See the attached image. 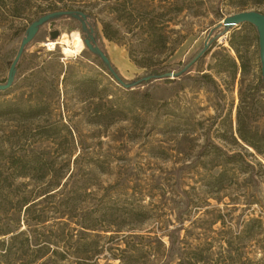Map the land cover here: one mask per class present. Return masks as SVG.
Returning <instances> with one entry per match:
<instances>
[{
	"label": "rangeland",
	"instance_id": "rangeland-1",
	"mask_svg": "<svg viewBox=\"0 0 264 264\" xmlns=\"http://www.w3.org/2000/svg\"><path fill=\"white\" fill-rule=\"evenodd\" d=\"M46 4L30 1L25 17L0 16V52L9 41L11 48L19 46L16 39ZM241 8L264 14V4L255 0H66L55 11L79 10L86 19L45 23L22 53L15 86L0 95V109L12 110L0 115V144L39 151L47 164L68 163L62 183L71 173L70 182L93 184L84 206L134 192L144 196L150 216L144 222L118 215L122 208L109 222L97 220L109 228L90 234L104 237L99 264L117 263L106 248H122L119 239L129 234L148 244L129 264L176 262L186 249L205 251L208 264H264V157L236 133L241 91L250 96L242 118L264 131V92L254 90L257 34L248 23H221ZM71 24L85 34L88 25L96 27L94 45L123 79L146 76L152 67H166L169 75L127 89L84 44L67 55L61 44L44 45L52 30L81 37L79 28L68 29ZM182 67L187 72L174 73ZM8 68L0 58V83ZM22 110L32 115L23 117ZM222 151L242 160L226 164ZM170 238L177 242L167 254Z\"/></svg>",
	"mask_w": 264,
	"mask_h": 264
},
{
	"label": "trees",
	"instance_id": "trees-1",
	"mask_svg": "<svg viewBox=\"0 0 264 264\" xmlns=\"http://www.w3.org/2000/svg\"><path fill=\"white\" fill-rule=\"evenodd\" d=\"M30 1L38 0H0V16L7 14L11 18L25 17L26 6ZM39 1L47 2V4L43 8L38 6L40 9L34 12L33 20L48 13L46 11H55L60 4L65 6L66 0ZM255 3L264 4V0H255ZM245 5V3L240 4V6ZM67 10L72 12L69 15L62 16V18H70L76 22L77 16L73 13L78 15L79 10ZM244 10L246 8H241L240 11ZM76 28L80 29L82 38H85L88 34H92L95 39L98 38V32L94 25H88V31H86L88 34H85L84 30L77 25L71 24L68 27L70 30ZM24 32L16 39L18 43H20ZM230 43L235 52L238 53L239 50L233 46L231 40ZM11 45L12 41H9L0 52V58L8 65H10L18 50V46L11 48ZM94 55L100 66L106 70L110 77L119 83L113 76L112 69L116 76L127 85H122L127 89L135 84L148 87L155 79L167 78V74L170 72L166 67H152L146 76L127 81L119 75L111 64L107 66L97 54ZM20 61L21 57L16 64L17 68L20 66ZM185 69V67H182L174 73L181 75L186 71ZM200 78L211 81L207 74H202ZM15 84L16 76L11 87L0 91V95L11 92ZM254 90L264 92V85L260 78L255 82ZM129 91L132 94L139 93L135 89ZM140 93L142 94V92ZM239 96L240 103L237 107L236 127L238 138L243 144L253 148L258 155L264 157V131L260 132L258 129L251 127L242 118V108H244V103L250 96L242 91ZM262 108L264 109V107ZM17 111L19 112L20 109H17ZM11 112V106H7L3 110L0 109V115ZM22 115L28 117L32 113L23 111ZM65 130L68 136L71 137V130L67 127ZM205 153L203 152V155ZM222 155L226 164L242 160L239 154H227L222 151ZM64 165L68 170V163ZM64 165L55 166L54 162L47 164L39 151L17 152L13 150V147L6 148L0 144V264H99L98 259L105 252L104 245L101 242L104 237L99 236L97 233L96 236L90 234L92 231H109L102 230L109 228L106 226L99 227V224H97L99 223L97 222L98 219L109 222V216L115 214V212L118 213L121 208L123 211L118 215L126 217L131 223H141L150 218L146 206L141 203L144 196L140 192H134L132 197L128 199L114 201L109 198L105 201L101 200L95 206H84L83 202L91 194L88 189L93 184L70 182L71 173L67 180L62 183L65 177L64 173L61 175ZM224 173V171L219 172L217 178H221ZM136 194L139 195L138 198H133ZM254 222L259 227L262 226L260 220L256 219ZM71 223L75 224L77 228L69 227ZM108 238L112 240L116 237L110 236ZM142 239L139 235L129 234L119 239L124 243L122 248L120 243H117L106 249L109 250V253H112V258L118 261L115 264H129L143 256V249L148 244L144 243ZM169 241L167 254L177 242L174 238H170ZM183 251L184 255L181 254L176 262L168 260L165 264L209 263L208 259L210 258L206 256L205 251L191 249ZM227 260L225 259L219 264H226Z\"/></svg>",
	"mask_w": 264,
	"mask_h": 264
},
{
	"label": "water",
	"instance_id": "water-1",
	"mask_svg": "<svg viewBox=\"0 0 264 264\" xmlns=\"http://www.w3.org/2000/svg\"><path fill=\"white\" fill-rule=\"evenodd\" d=\"M71 12L72 11H70V10H57V11L48 12V13L41 15L37 19L33 20L26 27L25 32H24V34L21 38V41L19 43L17 53L9 65L6 80L4 83H0V91H4V90L11 87L13 80L15 78V74H16V64H17L19 58L21 57L25 46H27L33 40V38L37 34L40 26L49 22L51 24L50 26L52 27L54 21L57 18H60V17L65 16V15H69ZM73 14L77 17L79 16L80 18L85 19V14L80 12V11H78V15H76V13H73ZM221 23L224 26H235V25H239L242 23H248L255 28L256 34H257V42H258L260 79L264 85V14L259 12V11H255V10L239 11L237 13L225 16L222 19ZM59 35H60V33L58 30H52L49 33V38L51 41H54L59 37ZM93 39H94V36L92 34H88V37L82 39L84 46L91 53L97 54L101 58V60L107 66H109L110 63H109L108 58L105 56V54L103 53V51L100 48H98L96 45H94ZM111 72H112L113 76L116 78V80L121 85L127 86L121 81V79H119L116 76V74L113 72L112 69H111ZM167 75H169V73ZM145 78H148V77H145Z\"/></svg>",
	"mask_w": 264,
	"mask_h": 264
},
{
	"label": "bare ground",
	"instance_id": "bare-ground-1",
	"mask_svg": "<svg viewBox=\"0 0 264 264\" xmlns=\"http://www.w3.org/2000/svg\"><path fill=\"white\" fill-rule=\"evenodd\" d=\"M43 44V43H42ZM56 44H61L64 54L79 53L83 50V42L77 31H72L70 34L62 32L58 39L47 41L44 43L49 49L55 47Z\"/></svg>",
	"mask_w": 264,
	"mask_h": 264
},
{
	"label": "flooded vegetation",
	"instance_id": "flooded-vegetation-1",
	"mask_svg": "<svg viewBox=\"0 0 264 264\" xmlns=\"http://www.w3.org/2000/svg\"><path fill=\"white\" fill-rule=\"evenodd\" d=\"M86 19V18H85Z\"/></svg>",
	"mask_w": 264,
	"mask_h": 264
}]
</instances>
